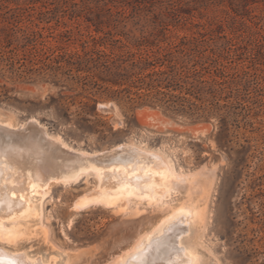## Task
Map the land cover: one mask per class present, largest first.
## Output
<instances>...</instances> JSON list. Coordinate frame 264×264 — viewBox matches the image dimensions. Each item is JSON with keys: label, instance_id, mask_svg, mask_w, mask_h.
I'll list each match as a JSON object with an SVG mask.
<instances>
[{"label": "rangeland", "instance_id": "374dc122", "mask_svg": "<svg viewBox=\"0 0 264 264\" xmlns=\"http://www.w3.org/2000/svg\"><path fill=\"white\" fill-rule=\"evenodd\" d=\"M151 1L138 8L110 2L112 12L123 11L118 30L135 36L141 29L156 33L164 26L155 14L175 11L165 26L168 39L159 46L200 33L220 37L219 46L228 48L220 59L224 78L238 82V96L194 115L146 105V86L140 82L112 87L69 64L109 29L96 31L86 16L71 14L72 4L81 0H0L2 121L19 125L34 116L52 134L93 153H117V145L125 142L142 144L173 158L188 175L179 180L157 171L161 186L179 190L163 201L126 190L108 204L82 208L76 203L98 187L97 174L54 183L43 215L30 211L8 221L14 229L0 234V249L26 253L42 264H121L168 216L196 206L202 214L183 240L197 249L201 263L264 264V0H237L247 3L240 14L229 0L181 10L180 0ZM114 39L122 40L115 53L138 51L127 36L115 34ZM124 43L128 46L120 47ZM95 47L109 51L112 45ZM124 87L130 92L121 91ZM119 153L109 163L124 164L129 153ZM179 229L184 232L185 225Z\"/></svg>", "mask_w": 264, "mask_h": 264}, {"label": "bare ground", "instance_id": "6f19581e", "mask_svg": "<svg viewBox=\"0 0 264 264\" xmlns=\"http://www.w3.org/2000/svg\"><path fill=\"white\" fill-rule=\"evenodd\" d=\"M117 149L129 153L122 165L109 163L117 154L119 156V152L93 153L75 148L61 135L49 132L34 116L19 125L0 119V234L11 233L14 226H9L8 221L14 223L27 212L42 216L44 201L54 183L67 185L97 174L98 187L88 198L76 203L78 208H82L91 203L108 204L112 197L126 190L163 201L179 190L161 186L157 171L170 173L179 180L188 178L185 171L176 167L171 160L173 158L160 151L134 142L117 145ZM201 214L196 206L174 212L159 229L147 235L137 248L129 252L121 264H145L149 258L154 260L153 264H203L197 249L183 240L190 224ZM184 225L186 229L181 232L179 228ZM159 241L168 246L166 254L153 250ZM153 252L160 253L158 259L152 257ZM9 259L22 260L23 264H42L41 260H33L26 253L0 249V264H7Z\"/></svg>", "mask_w": 264, "mask_h": 264}, {"label": "trees", "instance_id": "16d2710c", "mask_svg": "<svg viewBox=\"0 0 264 264\" xmlns=\"http://www.w3.org/2000/svg\"><path fill=\"white\" fill-rule=\"evenodd\" d=\"M81 0V3H73L71 14L84 15L92 22L96 31H104L103 26L109 27L101 38L93 37L94 47L78 54L74 61L77 70L87 71L92 77H98L104 83L114 86H123L127 83L140 82L146 86V105L161 107L164 111L173 114L184 113L194 115L201 111L212 112L211 108L219 107V101L228 96L239 94L238 83L235 79L224 78L221 67V58L228 52L226 45L219 46L218 38L213 33H200L199 36H182L177 41L169 42L168 46H159L160 41L167 40L165 26L167 18L175 11L168 8L155 18L164 26L158 32L151 31L146 34L141 29V35H130L128 32H120L119 24L122 22L120 15L123 11H111L110 2L114 6L125 7L128 5L138 8L141 4L153 2L151 0ZM215 0H180L181 10L183 6L191 7L208 4ZM224 1V0H222ZM232 8L238 14L242 13L241 2L229 0ZM79 6V11L74 7ZM71 7V8H72ZM192 8V7H191ZM156 22V21H155ZM146 26V25H144ZM115 34L127 36L131 44L137 46L138 51L128 49L124 53H115L113 47L121 39H114ZM110 42L112 48L97 49V44L104 45ZM128 46L126 43L120 47ZM153 46H159L153 49ZM130 89L124 87L121 91ZM114 91H118L115 89ZM141 97V95H140ZM197 101H200L199 104Z\"/></svg>", "mask_w": 264, "mask_h": 264}, {"label": "snow or ice", "instance_id": "6c2138e0", "mask_svg": "<svg viewBox=\"0 0 264 264\" xmlns=\"http://www.w3.org/2000/svg\"><path fill=\"white\" fill-rule=\"evenodd\" d=\"M154 251H162L164 254L168 251V246L164 244L163 241L157 242V248L153 249ZM178 252L181 250H177ZM7 264H23L22 260L19 259H9L7 261ZM145 264H153V261L149 258L147 261H145Z\"/></svg>", "mask_w": 264, "mask_h": 264}]
</instances>
